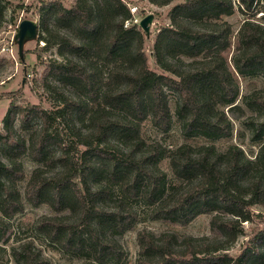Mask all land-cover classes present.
<instances>
[{
	"label": "trees",
	"instance_id": "16d2710c",
	"mask_svg": "<svg viewBox=\"0 0 264 264\" xmlns=\"http://www.w3.org/2000/svg\"><path fill=\"white\" fill-rule=\"evenodd\" d=\"M5 1L0 0V13ZM151 1L162 5L171 0ZM258 1L264 11V0H239V9H249ZM42 8V25L55 40L43 35L37 40H43L45 48L58 43L60 53L77 52L84 63L71 59L46 62L44 84L55 93L60 106L47 110L38 104L11 102L7 108L0 130V155L6 159L0 160V239L6 240L7 219L23 210L17 186L23 178L18 157L27 152L41 166L59 165L60 170L46 175L42 167L33 169L24 189L25 199L32 205L45 202L57 211H70L40 216L36 229L60 250L83 259L82 264H107L124 258L125 250L113 236L133 228L137 219L133 202L137 201L152 206L151 219L172 223L186 224L200 213H212L210 227L225 239L210 246L208 237L178 238L173 232L156 234L140 229L135 264H264L261 218L236 254L223 251L242 232L243 221L262 217L259 212L253 214L250 206L258 203L264 207V140L253 158L233 143L217 149L212 143L190 142L192 136L216 139L231 135L230 121L219 106L234 107L239 92L223 56L230 49L232 29L222 15L234 11L233 1L182 0L173 6L170 24L158 31L152 47L156 63L167 74L148 67L139 30L123 27L130 15L121 0H107V10L114 13L110 20L103 15L107 10H100L91 0H76L70 8L52 1ZM50 15L76 24L83 33L79 41L49 31L46 23ZM187 18L205 19L209 25L194 27ZM234 43L237 73L264 68L263 22L243 20ZM181 55L199 59L182 69L171 61ZM127 57L131 58L128 69L124 65ZM99 62L114 64L106 82L97 71ZM51 75L74 80L80 92L73 97L63 94L48 83ZM164 86L179 95L175 112L185 141L173 149L158 141L146 144L140 136L148 115L157 129H169L171 115ZM244 101L264 108V96L257 92L246 95ZM113 112L121 116H113ZM34 117L41 120V126L28 139L15 132V118L27 129ZM62 120L69 122L76 141L64 139L57 127L53 128ZM261 127L264 120L258 129ZM114 131L132 142L128 150L106 146ZM52 146L59 149L57 154ZM162 157L168 158L177 183L166 185L165 173L156 166ZM100 176L106 179L104 184H100ZM11 254L17 264H49L31 239L11 246Z\"/></svg>",
	"mask_w": 264,
	"mask_h": 264
},
{
	"label": "rangeland",
	"instance_id": "374dc122",
	"mask_svg": "<svg viewBox=\"0 0 264 264\" xmlns=\"http://www.w3.org/2000/svg\"><path fill=\"white\" fill-rule=\"evenodd\" d=\"M58 1L62 7L70 8L76 0H7L5 6L2 7L0 13V130L3 126V117L11 102L18 106H25L27 104H38L47 110H51L60 106V102L56 98L55 93L51 89H47L44 84V69L45 64L50 59L58 61L75 60L79 63H84L82 55L77 52L65 50L59 52L58 43L53 42L52 45L45 48L43 40L27 41L24 44L23 51L24 59L19 60L17 53V46L13 39L17 31L18 23L25 18L32 19L38 23V36H49L46 33L42 22L44 20V9L47 3ZM130 15V18H137L139 20L148 18L144 27L139 23H134L124 28L133 27L142 35L143 50L146 55L148 67L156 73H165L156 63L152 47L158 31L168 24H170V14L173 6L182 0H171L166 4L158 5L151 0H121ZM234 11L229 15H222L223 20L231 25V46L230 49L223 53L225 61L230 71L234 73L238 83V95L234 102L235 106H219L223 109L231 124L230 137H220L216 139L204 138L202 136H192L190 142L192 144L212 143L217 149H225L228 144L238 145L247 157L253 158L258 151L260 143L264 140V127L259 130L260 123L264 120V108L257 104L249 105L244 101L246 95L257 92L264 96V68H256L252 72L245 75L237 73L233 67V57L236 53L234 40L237 37V32L243 20L250 19L255 22L264 23V11H262L261 2L253 3L249 9H239V0H232ZM4 2V1H3ZM94 6L100 10H107V0H91ZM137 7L136 12H130V6ZM261 10V11H260ZM106 19L110 20L114 13L111 10L103 12ZM117 20V16L113 17ZM194 27L204 28L209 25L205 20L194 21L190 18L186 20ZM140 22V21H139ZM47 27L53 33L63 34L68 38L79 41L78 36L82 33L81 29L74 23L65 18H59L55 15H50L47 19ZM55 40L53 35L49 36ZM10 47L13 51L12 57L10 51L3 50L4 47ZM199 59L189 58L186 56H176L171 61L177 64L180 68H189L193 65L194 60ZM97 71L102 75L103 82L110 79V70L113 68V62L107 65L99 62ZM131 58L127 57L124 63L126 69L130 67ZM190 63H192L190 65ZM51 86L58 88L63 94L68 96H75L80 92L78 83L74 80L61 79L56 75H51L47 78ZM166 97L167 105L170 110L171 123L169 129L165 132L157 129L151 122L150 115L144 119L140 129V136L144 143L149 144L158 141L162 146L169 149L175 148L177 145L185 141L181 130V120L175 112V106L179 101V95L174 90L167 86L163 87ZM118 113L113 112V116ZM120 113L118 118L120 117ZM67 121V120H66ZM62 120L60 123L54 124L53 128L57 127L58 132L64 139L77 140L74 130L70 129L69 122ZM78 122V121H77ZM79 123H76L77 126ZM84 124H87L86 116ZM41 126V120L37 117L32 118L26 125L27 129H23L17 118L14 119V130L21 137L28 139L32 132L37 131ZM84 128V127H81ZM76 132V131H75ZM132 142L121 137L117 132H112L109 136L106 146L111 148H118L128 150ZM2 144L0 143V150ZM57 154L59 149L55 146L51 147ZM0 160L6 162V159L0 155ZM20 168L23 171V178L17 181V186L23 201V210L7 219L8 230L5 239H0V264H17L11 254V246L18 245L24 240L31 239L35 247L41 250L43 256L49 260V264H82L84 261L81 258L72 256L71 254L60 250L55 243L49 241L36 229V222L42 215H60L69 213L67 209L57 211L49 204L42 202L38 205L30 204L24 196V189L27 181L36 167H42L46 175H52L60 170L59 165L55 166H41L38 162L31 159L27 152L18 157ZM105 162V161H104ZM159 170L165 173L166 185L169 182H176L177 180L171 174V170L167 157H162L156 162ZM100 184H104L106 179L100 176ZM113 193V192H112ZM110 203V200H108ZM133 209L137 212V219L132 229H128L121 234H115L113 237L120 243L125 256L121 261H109L107 264H135L138 244L137 231L146 229L156 234L162 231L173 232L178 238L182 236L192 237H208L207 242L211 246L213 244H220L225 237L221 233L214 232L209 224L212 213H200L186 224L172 223L169 221L154 220L150 218V211L152 206H148L143 202H133ZM250 210L253 214L261 213L262 217H254L253 220L243 221L240 225L242 232L237 235L234 241L226 245V249L230 254H236L244 245L245 240L249 236L252 227L261 218L264 219V207L258 203L252 204Z\"/></svg>",
	"mask_w": 264,
	"mask_h": 264
},
{
	"label": "water",
	"instance_id": "95a60500",
	"mask_svg": "<svg viewBox=\"0 0 264 264\" xmlns=\"http://www.w3.org/2000/svg\"><path fill=\"white\" fill-rule=\"evenodd\" d=\"M148 18L141 19L139 24L141 27H144L145 22ZM38 23L32 19H22L17 25V31L13 36V39L17 46L18 56H22L24 44L27 41L34 40L37 38L38 34Z\"/></svg>",
	"mask_w": 264,
	"mask_h": 264
},
{
	"label": "built area",
	"instance_id": "2783aa9c",
	"mask_svg": "<svg viewBox=\"0 0 264 264\" xmlns=\"http://www.w3.org/2000/svg\"><path fill=\"white\" fill-rule=\"evenodd\" d=\"M136 9H137V7L135 6V5H131L130 6V12L133 14L134 12H136ZM139 19H137V18H128V19H126L125 21H124V26H129V25H131V24H134V23H139ZM10 47H8V46H6V47H4L3 48V50L4 49H6V51H10V49H9ZM10 53H11V55H12V57H14V55H13V51H10Z\"/></svg>",
	"mask_w": 264,
	"mask_h": 264
}]
</instances>
